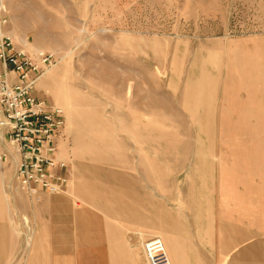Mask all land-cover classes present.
<instances>
[{
  "label": "rangeland",
  "instance_id": "1",
  "mask_svg": "<svg viewBox=\"0 0 264 264\" xmlns=\"http://www.w3.org/2000/svg\"><path fill=\"white\" fill-rule=\"evenodd\" d=\"M3 1L18 42L52 53L35 93L63 107L60 151L84 184L103 186L120 157H157L159 185L190 203L196 158L206 171L230 141H264V116L236 115L264 99V0Z\"/></svg>",
  "mask_w": 264,
  "mask_h": 264
},
{
  "label": "crops",
  "instance_id": "2",
  "mask_svg": "<svg viewBox=\"0 0 264 264\" xmlns=\"http://www.w3.org/2000/svg\"><path fill=\"white\" fill-rule=\"evenodd\" d=\"M257 105L236 115L264 116V99ZM62 134L58 152L69 176L63 190H40L34 200L11 183L10 161L0 168V264H113L133 238L154 234L172 264H264V141L249 134L230 141L229 155L213 158L206 171L196 158L199 171L188 179L199 189L183 203L159 185L157 157H120L117 169L103 173V186L84 184L74 158L60 151ZM132 264H148L142 250Z\"/></svg>",
  "mask_w": 264,
  "mask_h": 264
},
{
  "label": "built area",
  "instance_id": "3",
  "mask_svg": "<svg viewBox=\"0 0 264 264\" xmlns=\"http://www.w3.org/2000/svg\"><path fill=\"white\" fill-rule=\"evenodd\" d=\"M7 7L0 0V168L13 166L11 183L39 200V191H61L68 183L67 160L58 152L65 126L63 107L35 93L36 82L52 64V53L29 47L4 30ZM148 264H172L162 237L145 238Z\"/></svg>",
  "mask_w": 264,
  "mask_h": 264
},
{
  "label": "bare ground",
  "instance_id": "4",
  "mask_svg": "<svg viewBox=\"0 0 264 264\" xmlns=\"http://www.w3.org/2000/svg\"><path fill=\"white\" fill-rule=\"evenodd\" d=\"M22 43L25 44L27 47H29L28 42H27L26 40H23V39H22ZM37 50H42V49H37ZM46 70H47V69H46ZM46 70H45V72H46ZM45 72H44V73H45ZM44 73H42V74H44Z\"/></svg>",
  "mask_w": 264,
  "mask_h": 264
}]
</instances>
